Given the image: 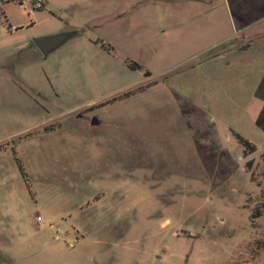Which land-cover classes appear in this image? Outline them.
Segmentation results:
<instances>
[{
	"label": "rangeland",
	"instance_id": "rangeland-1",
	"mask_svg": "<svg viewBox=\"0 0 264 264\" xmlns=\"http://www.w3.org/2000/svg\"><path fill=\"white\" fill-rule=\"evenodd\" d=\"M0 9V264H227L264 231V0Z\"/></svg>",
	"mask_w": 264,
	"mask_h": 264
},
{
	"label": "trees",
	"instance_id": "trees-1",
	"mask_svg": "<svg viewBox=\"0 0 264 264\" xmlns=\"http://www.w3.org/2000/svg\"><path fill=\"white\" fill-rule=\"evenodd\" d=\"M4 1H7V0H4ZM0 14H2V15L4 14V12L1 9H0ZM128 66L132 69L139 68V65L136 62L129 63ZM143 75L145 77H147V76H150L151 73H150V71L147 70V71L143 72ZM157 82H158V80L156 79V80L144 83V84L137 85L131 89L123 91L122 93H119L117 95L106 98V99L98 102L94 106L100 107V106H104L106 104L113 103L117 100L128 98V97H130V96H132L138 92H143L146 88L156 84ZM261 90L264 91V72L261 75V78H260L259 83L257 85V92H259ZM260 99H261V101H260L261 103L259 104V107L257 109H255V112H254L255 113L254 124L256 127H258L261 131L264 132V94H263V96H260ZM51 128H52V126L47 125V126L43 127V130L46 131V130H50ZM234 134H235L236 141L242 147V156L243 157L247 156V154L249 152H252L255 150V145L252 144L248 139L244 138L242 135H240L238 133H234ZM11 154H12L13 160L16 164V167L18 169V172L20 174V177L23 180L24 185L27 189V192L32 197L33 192L31 190V185H30V182L27 178V174H26L25 169L21 163V160L16 156V152L13 148L11 149ZM250 164H251L250 160L245 162L246 170H248V167L250 166ZM259 215L260 216L262 215V213L260 212V209L255 208L254 213H252L251 216L255 217V216H259ZM263 250H264V231L262 233H260L259 236L255 237L251 240H247L245 242L240 243L239 247L233 250L232 256L230 257V261L227 264H241L240 259L243 256H247V259H248V261H243L242 262L243 264H255L259 260V256Z\"/></svg>",
	"mask_w": 264,
	"mask_h": 264
},
{
	"label": "water",
	"instance_id": "water-1",
	"mask_svg": "<svg viewBox=\"0 0 264 264\" xmlns=\"http://www.w3.org/2000/svg\"><path fill=\"white\" fill-rule=\"evenodd\" d=\"M67 39H68V35L66 33H57V34L35 37L33 39V43L36 46V48L41 52V54L44 57H46L48 53L59 47ZM90 124L92 125L98 124L97 117L93 116L90 119Z\"/></svg>",
	"mask_w": 264,
	"mask_h": 264
},
{
	"label": "built area",
	"instance_id": "built-area-1",
	"mask_svg": "<svg viewBox=\"0 0 264 264\" xmlns=\"http://www.w3.org/2000/svg\"><path fill=\"white\" fill-rule=\"evenodd\" d=\"M35 8H41L44 5V0H32Z\"/></svg>",
	"mask_w": 264,
	"mask_h": 264
},
{
	"label": "crops",
	"instance_id": "crops-1",
	"mask_svg": "<svg viewBox=\"0 0 264 264\" xmlns=\"http://www.w3.org/2000/svg\"><path fill=\"white\" fill-rule=\"evenodd\" d=\"M261 75H262V74H261ZM260 78H261V76H260ZM259 80H260V79H258V81H259ZM258 81H257V82H258Z\"/></svg>",
	"mask_w": 264,
	"mask_h": 264
}]
</instances>
